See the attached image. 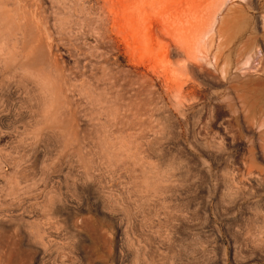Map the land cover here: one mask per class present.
Masks as SVG:
<instances>
[{
  "label": "rangeland",
  "instance_id": "1",
  "mask_svg": "<svg viewBox=\"0 0 264 264\" xmlns=\"http://www.w3.org/2000/svg\"><path fill=\"white\" fill-rule=\"evenodd\" d=\"M0 264H264V0H0Z\"/></svg>",
  "mask_w": 264,
  "mask_h": 264
},
{
  "label": "bare ground",
  "instance_id": "2",
  "mask_svg": "<svg viewBox=\"0 0 264 264\" xmlns=\"http://www.w3.org/2000/svg\"><path fill=\"white\" fill-rule=\"evenodd\" d=\"M252 3V2H251ZM246 7V6H245ZM219 26V25H218ZM213 32V31H212ZM214 34V33H213ZM217 35V34H216ZM204 43V42H203ZM253 68V67H252ZM218 70V69H217ZM221 70V69H220ZM220 74V73H219ZM222 78V77H221ZM236 78H238V76H236L235 77V79ZM245 81V80H244ZM226 85V84H225ZM226 94V93H225ZM224 97L226 98V96L224 95ZM247 101V100H246ZM249 107V106H248ZM230 114V113H229ZM234 118V117H233ZM242 118V117H241ZM262 120V119H261ZM251 147V146H250ZM251 149H252V147H251ZM259 150V149H258ZM260 152H261V149H260ZM249 153V152H248ZM256 154H254V156H255ZM252 155H250V157H251ZM263 158V157H262ZM249 160H252V159H249ZM259 161V160H258ZM251 163V162H250ZM248 166H249V164H248ZM256 166V165H255ZM257 167H258V165H257Z\"/></svg>",
  "mask_w": 264,
  "mask_h": 264
}]
</instances>
